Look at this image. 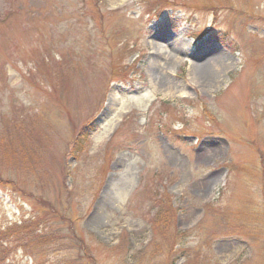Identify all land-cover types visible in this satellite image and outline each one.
<instances>
[{"label":"rangeland","instance_id":"rangeland-1","mask_svg":"<svg viewBox=\"0 0 264 264\" xmlns=\"http://www.w3.org/2000/svg\"><path fill=\"white\" fill-rule=\"evenodd\" d=\"M159 1L0 0V264H264V0Z\"/></svg>","mask_w":264,"mask_h":264},{"label":"trees","instance_id":"trees-1","mask_svg":"<svg viewBox=\"0 0 264 264\" xmlns=\"http://www.w3.org/2000/svg\"><path fill=\"white\" fill-rule=\"evenodd\" d=\"M166 3H168V2H164V1H159L158 3H157V7L159 8V9H161L162 8V6L163 5H165ZM21 10V7L19 6V7H15L14 9L12 8H9V9H6V8H4V9H2V11H1V14H0V22H5L9 17H11V15H12V13L14 12V11H20ZM155 10V9H154ZM60 14H61V11H60ZM34 17V15L32 14V17L30 18V19H32ZM43 20H46L47 18H42ZM127 67V66H126ZM122 70H124V68L122 69ZM80 132L81 131H79L78 132V134H80ZM50 213L51 214H54L53 213V211H50ZM49 213V214H50ZM156 221V220H155ZM28 224H31L30 222L28 223ZM15 225H17L16 227L18 228V224H14V225H12V226H7L6 228H5V230H0V235H3L2 237H4V236H6V234L9 232V231H12V229L15 227ZM50 224H48V226H49ZM30 226V225H29ZM153 226V225H152ZM151 226V228H153ZM22 227H24L23 225H22ZM25 229H26V231L29 233V231L27 230V227H25ZM154 230V229H153ZM31 231H34V230H31ZM49 231V230H48ZM7 232V233H6ZM6 233V234H5ZM35 233V232H34ZM153 235H155V238H156V231H155V234L153 233ZM46 235L45 234H42V235H40V237H45ZM159 237V236H158ZM48 239V238H47ZM209 239H211V238H208V240ZM16 241H18L19 240V238H16L15 239ZM52 238L50 237L49 238V243L50 242H52ZM208 240H206V241H208ZM33 245H35V244H33ZM85 244H84V242H80V246L83 248V250H85V246H84ZM160 244H159V242H157L154 238H153V240H152V242H150L149 244H147L142 250H140L139 252H140V256H141V258H146V259H148V260H150V257L152 256V254H153V251L156 249V247H158ZM24 246L25 247H29V246H32V241L31 240H27L26 242H25V244H24ZM36 246V245H35ZM37 247V246H36ZM35 247V248H36ZM29 248H31V247H29ZM150 249V251H148ZM154 249V250H153ZM183 250H185V249H182L181 250V255H183ZM31 254H33V256L35 257V264H45V263H43V262H39V258H38V256H37V250H35L34 249V251L33 250H31V252H30ZM172 253V252H171ZM86 253H85V251H84V253L83 254H77V259H79V260H81L82 258L83 259H86V260H88L87 258H90L91 256H87V255H85ZM186 255V254H185ZM139 256V257H140ZM85 257V258H84ZM68 264V263H67Z\"/></svg>","mask_w":264,"mask_h":264},{"label":"bare ground","instance_id":"bare-ground-1","mask_svg":"<svg viewBox=\"0 0 264 264\" xmlns=\"http://www.w3.org/2000/svg\"><path fill=\"white\" fill-rule=\"evenodd\" d=\"M211 64H212V63H211ZM212 65H213V64H212ZM196 69H198V68H196ZM198 70H199V69H198ZM135 99H136V97H135ZM136 100H137V99H136ZM136 100H135V101H136ZM137 101H138V100H137ZM137 101H136V102H137ZM122 102H124V101H123V100H122V101H119V99L115 100L114 103H112V105H114V106L112 107V110L115 111V110H117L118 108H119V110L122 109V108L119 107V106L122 105Z\"/></svg>","mask_w":264,"mask_h":264}]
</instances>
